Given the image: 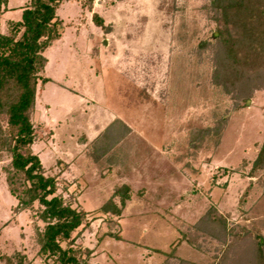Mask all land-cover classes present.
I'll return each instance as SVG.
<instances>
[{"label": "rangeland", "instance_id": "1", "mask_svg": "<svg viewBox=\"0 0 264 264\" xmlns=\"http://www.w3.org/2000/svg\"><path fill=\"white\" fill-rule=\"evenodd\" d=\"M29 1H9L2 33ZM203 2L72 0L57 11L62 36L44 53L49 80L37 91L32 149L57 178L58 193L87 213L74 236L92 251L89 264H163L172 253L207 263L216 242L197 250L185 238L211 208L229 225L264 233L263 188L252 184L240 206L255 179L230 172L249 168L264 143V90L232 110V99L211 84L212 66L196 52L211 29ZM223 118L218 136L212 129ZM8 163L0 161V254L55 264L36 254L32 213L13 210ZM123 186L130 200L121 216L103 213Z\"/></svg>", "mask_w": 264, "mask_h": 264}, {"label": "trees", "instance_id": "2", "mask_svg": "<svg viewBox=\"0 0 264 264\" xmlns=\"http://www.w3.org/2000/svg\"><path fill=\"white\" fill-rule=\"evenodd\" d=\"M69 1L30 0L21 20L10 21L6 34L0 31V161L9 160L2 170L8 191L17 202L14 212L29 211L42 224L35 221L33 226L36 254L55 264H89L92 251L76 246L74 236L87 226V213L58 193L57 178L46 175L32 149L37 139L33 123L37 91L39 84L49 80L43 77L48 63L44 53L61 39L57 11ZM8 2L0 0V14L8 10ZM200 9L211 29L196 52L212 66L211 84L222 89L233 101L232 110H237L264 90V0H204ZM93 21L109 30L99 15L94 14ZM227 120L223 118L212 129L218 136ZM230 172H243L255 179L242 195L240 206L254 183L263 188L264 195V143L249 168L243 164ZM115 197L121 206L113 201ZM128 200L130 188H117L101 211L120 217ZM208 239L217 244L211 261L196 263L172 253L163 264H264V233L256 225H229L226 216L211 208L185 238L197 250ZM0 262L32 264L20 251L0 254Z\"/></svg>", "mask_w": 264, "mask_h": 264}, {"label": "crops", "instance_id": "3", "mask_svg": "<svg viewBox=\"0 0 264 264\" xmlns=\"http://www.w3.org/2000/svg\"><path fill=\"white\" fill-rule=\"evenodd\" d=\"M9 1H10V0H9ZM8 4H9V2H8ZM7 9L10 10V7H9L8 5H7ZM8 10H7V11H8ZM7 11H6V12H7ZM6 12H4L3 14H5ZM3 14H2V15H3Z\"/></svg>", "mask_w": 264, "mask_h": 264}]
</instances>
